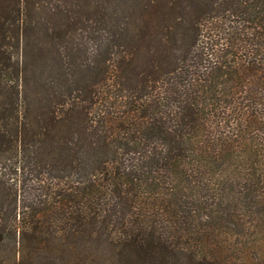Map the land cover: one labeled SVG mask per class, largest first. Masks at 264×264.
I'll return each instance as SVG.
<instances>
[{"label":"trees","instance_id":"16d2710c","mask_svg":"<svg viewBox=\"0 0 264 264\" xmlns=\"http://www.w3.org/2000/svg\"><path fill=\"white\" fill-rule=\"evenodd\" d=\"M0 264H264V0H0Z\"/></svg>","mask_w":264,"mask_h":264}]
</instances>
